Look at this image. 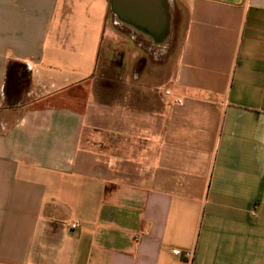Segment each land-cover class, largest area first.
Returning a JSON list of instances; mask_svg holds the SVG:
<instances>
[{"label": "crops", "instance_id": "0c3cea01", "mask_svg": "<svg viewBox=\"0 0 264 264\" xmlns=\"http://www.w3.org/2000/svg\"><path fill=\"white\" fill-rule=\"evenodd\" d=\"M177 11L165 89L108 100L107 0H0V264H264V0Z\"/></svg>", "mask_w": 264, "mask_h": 264}, {"label": "rangeland", "instance_id": "374dc122", "mask_svg": "<svg viewBox=\"0 0 264 264\" xmlns=\"http://www.w3.org/2000/svg\"><path fill=\"white\" fill-rule=\"evenodd\" d=\"M107 1L108 15L103 34L102 52L94 75L96 98L111 100L118 97H132L140 100L155 97L147 91V88L154 87L156 92L158 91L156 86H158V89L163 91L165 88L161 80L165 76L164 71L175 70L177 67L184 29L183 27L180 29L177 24L178 0H160L162 9L165 13L167 12L170 19L166 36L158 40L138 31L123 18L116 16L111 0ZM171 10H173V19ZM127 68L147 70V74L143 75V81H140V78L129 80L123 74L120 75L122 70H128ZM88 84L90 80L85 81L84 87H88Z\"/></svg>", "mask_w": 264, "mask_h": 264}, {"label": "water", "instance_id": "95a60500", "mask_svg": "<svg viewBox=\"0 0 264 264\" xmlns=\"http://www.w3.org/2000/svg\"><path fill=\"white\" fill-rule=\"evenodd\" d=\"M112 9L125 21L137 23L151 34L167 33L170 18L162 9L160 0H112Z\"/></svg>", "mask_w": 264, "mask_h": 264}, {"label": "bare ground", "instance_id": "6f19581e", "mask_svg": "<svg viewBox=\"0 0 264 264\" xmlns=\"http://www.w3.org/2000/svg\"><path fill=\"white\" fill-rule=\"evenodd\" d=\"M169 18H170V16H169ZM126 23H128L132 27H136L138 29V31H142L143 33H146V35L150 36L151 38L153 37V38H159V39H161L162 36L163 37L166 36L165 34L164 35H158V34L157 35H154V34H151V31H149L148 29L143 28L142 26L138 25L137 23H133V22H130V21H127V20H126Z\"/></svg>", "mask_w": 264, "mask_h": 264}, {"label": "trees", "instance_id": "16d2710c", "mask_svg": "<svg viewBox=\"0 0 264 264\" xmlns=\"http://www.w3.org/2000/svg\"><path fill=\"white\" fill-rule=\"evenodd\" d=\"M8 70H23L22 73L24 74L25 81H26V83H28L29 74L26 71L25 65L12 63V64H10Z\"/></svg>", "mask_w": 264, "mask_h": 264}, {"label": "built area", "instance_id": "2783aa9c", "mask_svg": "<svg viewBox=\"0 0 264 264\" xmlns=\"http://www.w3.org/2000/svg\"><path fill=\"white\" fill-rule=\"evenodd\" d=\"M166 94L169 95V92L167 91ZM179 103L181 102L179 101ZM72 227L75 228V225H72Z\"/></svg>", "mask_w": 264, "mask_h": 264}, {"label": "flooded vegetation", "instance_id": "af4514ba", "mask_svg": "<svg viewBox=\"0 0 264 264\" xmlns=\"http://www.w3.org/2000/svg\"><path fill=\"white\" fill-rule=\"evenodd\" d=\"M112 2V1H111ZM173 5V4H172ZM173 10H171V14H172V19H173V12H172Z\"/></svg>", "mask_w": 264, "mask_h": 264}]
</instances>
